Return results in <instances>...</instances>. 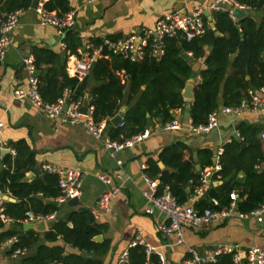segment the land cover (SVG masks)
<instances>
[{
  "label": "crops",
  "instance_id": "crops-1",
  "mask_svg": "<svg viewBox=\"0 0 264 264\" xmlns=\"http://www.w3.org/2000/svg\"><path fill=\"white\" fill-rule=\"evenodd\" d=\"M7 1L0 0L1 9L7 4ZM47 1L39 0L37 7H33V0H31L29 8L20 9L19 23L10 34V43L4 54L0 56V117L5 122L1 135V144L4 147L3 150H8L6 153L1 152L0 168L7 167L3 159L6 155H10L12 160L16 159L17 151L15 145L18 141L25 140L34 151L35 163L34 168L26 172L23 181L30 182L36 177L44 178L45 174H52L43 170L42 165L45 163L58 168L82 171L84 178L79 204L70 206L68 203L59 202V205L55 206L57 210L52 213L56 214L55 219H59L80 208L91 211L100 230L92 240L98 243H108V250L100 255H94V253L87 255L99 259L102 264H117L122 253L129 249L130 243L139 233L147 243L155 247L153 254L160 260L159 264H196L192 261V255L189 253L190 248L194 249L202 258L208 259L219 246H231L238 254V260L234 256V260L238 264H247L246 252L248 248L256 246L264 251V213L261 215V221L231 217L222 222L202 224L198 227L183 225L182 234L184 240L182 242H179L177 234L163 232L159 225L166 224L167 217L159 210H155L153 213L147 212L149 201L144 192L148 189V184L142 176L141 169L144 163L149 168V159L156 160L161 170L166 169L165 163L159 158L161 150L175 141H182L190 148L186 158L192 159L196 170L201 173V171L215 165L214 159L217 153L220 150L223 151V146L231 141L232 138L244 139L238 131V124L241 120L259 124L264 128V111H255L249 108L242 115L236 116L234 114L220 113L221 107L224 106L221 104L217 109L219 126L209 133L197 135L188 130L190 122H193L190 113L194 96L189 99L182 94L184 97L183 106L172 110V116L174 117L172 121H179L181 129L166 130L161 127L162 123L159 118H152L148 126L145 127V129L149 128L152 130L149 138L113 155L108 150H105L103 140L95 138L84 125L65 123L60 117L56 119L49 118L29 99H13L16 88H27L28 86L27 74L22 64V58L26 55H33L35 62L39 65L37 69L40 85V75L43 78V75L53 65L58 70L62 69V65H65L69 77H75L74 66L81 51L89 41L99 43L105 38L114 40L128 38L141 30L154 27L161 17L172 11L180 10L185 12L199 8L205 12L208 11L209 15L204 14V17H207V23L214 28V10H210L213 0H96L94 2L68 0L70 9H75L77 12L76 23L68 32L69 44L66 42L70 46L76 45L77 49L74 53L70 51L71 49H68V45L66 48L61 46V36L55 27L42 23L41 11L45 9L44 4ZM53 11L62 13L60 10ZM255 16L260 21L264 16V10L256 11ZM209 51L210 48H207V54ZM185 56L193 64L194 71L192 76L195 78L196 85L201 80L200 70L206 66L205 58L195 59L193 53L189 51L185 53ZM112 58L113 55L99 59L111 61ZM114 72L120 78L121 83L126 86L123 90L119 110L122 108L127 116L141 93L130 100L128 91L130 80L127 73L121 69H117ZM58 79L57 86H50L52 91L60 92V85L64 83V80L61 75L58 76ZM87 81V90L81 98L84 101L88 97L89 105H91L90 90L93 85L97 84L92 72ZM42 83L47 86L45 80H42ZM145 87L143 85L142 89H145ZM66 89L69 88H63L60 96L64 94ZM52 91H48L49 97L52 96ZM119 110L110 119H103L106 120L107 124L106 134L110 137L114 128L121 129L124 126L126 116L119 126H115L112 123V119L118 114ZM229 115H233V117H229ZM263 132L264 129L260 134V138L264 144L262 139ZM201 135L205 136L201 137ZM124 138L128 137H124L121 134L115 140H123ZM13 149H15L16 153L12 151ZM201 149H210L212 151L213 163L211 166L201 167L202 162L198 154ZM117 160L122 161L121 166L117 164ZM197 166L200 167L198 168ZM103 173L111 178L113 184L120 186L119 194L113 201L111 212L100 209L97 204L100 196L108 188L107 184L99 178V175ZM243 177L242 173L238 174L239 180H242ZM222 183L223 180H216L213 177L206 184L205 190L199 198L194 195L195 190L189 195L187 205H193L196 208L200 207V202L209 196V189ZM188 190L190 191V189ZM233 192L238 193L239 196V190H233ZM0 193L3 196V202L0 205V218L5 223V227L14 228L19 232L34 230L39 233L41 242H44V233L49 229L53 220L47 221V230L45 232L27 228L26 225L29 223L24 222L25 217L13 219L3 212L5 203H21L22 199L8 191L3 192L0 190ZM5 195L14 198L13 201L5 200ZM41 197L42 194L39 195V198ZM213 198L216 197L211 196L209 198L210 203ZM48 199L58 200V197L56 199ZM48 199H45V203ZM222 207L220 202V206L216 207V209H222ZM2 215H4V218ZM15 221L20 222L22 225H13ZM68 225L72 227L73 223L68 222ZM97 236H101V239L96 240ZM58 243L64 244L61 239ZM11 246L0 253V264H14L22 257L33 254L36 251V246L26 247V255L15 258L12 254H8ZM64 246H66L67 252L74 251L71 246L65 244Z\"/></svg>",
  "mask_w": 264,
  "mask_h": 264
},
{
  "label": "trees",
  "instance_id": "trees-1",
  "mask_svg": "<svg viewBox=\"0 0 264 264\" xmlns=\"http://www.w3.org/2000/svg\"><path fill=\"white\" fill-rule=\"evenodd\" d=\"M243 1L251 6L254 14L235 21L228 11L216 10L213 12L214 28L207 23V17H204L207 30L201 36L190 41L165 37L163 53L160 56L153 54L154 40H151L145 48L142 61H131L122 55H113L111 61L97 60L92 70L97 84L90 90V103L94 107L95 121L110 119L119 110L126 86L114 71L121 69L125 70L130 80V100L139 93L141 95L129 110L123 128H114L111 137L118 139L121 134L124 137H132L142 132L152 118H159L162 125L171 122L174 119L172 110L184 104L181 91L194 71L192 62L185 56L188 51L193 53L195 59L204 57L206 64L205 68L200 70L201 80L194 88V102L190 113L194 124L206 123L209 114L221 104L238 105L248 89L264 86V16L260 21L255 16L256 11L264 10V0ZM30 5L31 0H8L2 10L9 12L29 8ZM44 8L48 11L66 12L70 10V5L68 0H48ZM68 34L66 42L69 44ZM75 46L68 45V49L74 53L77 49ZM207 48H210L208 54ZM232 54H236L233 60L230 59ZM59 75L63 77L64 83L60 85V92L52 91L50 86L58 85ZM40 79L41 94L49 102L56 101L65 87L71 90L72 97L76 99L83 97L88 87V78L80 82L78 78L69 77L65 65H62L60 70L53 65L43 78L40 75ZM42 80L47 82V86L43 85ZM143 85L146 86L145 89H142ZM50 90L51 97L48 96ZM263 129L259 124L244 120L239 122L238 131L244 139L234 137L223 146L221 170L214 176L216 180H223V183L212 186L208 192L209 196L200 202L198 208L210 205L211 196L220 200L221 207L227 205L233 190H239L240 211L250 212L264 202V144L260 138ZM15 149V160H12L10 155L3 158L7 167L0 168V190L11 192L22 199V202L5 203L3 212L13 219H19L24 218L29 210L36 214H50L56 211L57 207L46 204L45 199H56L61 195L57 176L45 174L44 178L36 177L30 182L23 181L26 172L34 168V151L25 140L18 141ZM189 151L190 148L184 142L175 141L164 147L159 154L167 168L161 170L156 160L149 159L147 169L150 177L158 176L162 186L168 185L179 203L184 205L189 202V195L199 185L201 178L192 159L186 158ZM198 154L202 168L212 165L213 153L210 149H201ZM257 163L262 164V167L256 169ZM239 173L244 175L242 180L238 178ZM68 222H72L73 226H69ZM13 223L22 225L17 221ZM0 229V243L18 236L19 241L11 246L9 255L16 248L36 246L33 254L22 257L14 264H102L99 259L87 254L100 255L108 250V243L92 240L100 232L99 225L96 224L91 211L85 208L53 220L44 233V242H41L39 233L34 230L19 232L14 228H6L1 218ZM60 239L74 251L67 252L66 246L58 243ZM234 254L222 252L216 256L215 261H207L205 264H238L234 260ZM159 263L160 260L153 253L147 256L144 246L129 248L128 264Z\"/></svg>",
  "mask_w": 264,
  "mask_h": 264
},
{
  "label": "built area",
  "instance_id": "built-area-1",
  "mask_svg": "<svg viewBox=\"0 0 264 264\" xmlns=\"http://www.w3.org/2000/svg\"><path fill=\"white\" fill-rule=\"evenodd\" d=\"M88 1L94 2L96 0ZM236 9L253 11L251 6L243 0H213L210 5V10L228 11L230 17L235 21H237V18L234 15ZM20 12V9L4 12L0 7V56L4 54V51L10 43V34L19 23ZM76 13L75 9H70L62 13L45 9L41 11L42 23L52 25L57 29L61 36L60 44L63 48L67 47L65 39L68 31L71 30L76 23ZM204 14L205 11L200 8L185 12L175 10L161 17L154 27L141 30L128 38L118 40L105 38L99 43L89 41L76 61L74 66V76L78 78L79 81L87 79L91 75L94 63L99 58L111 55H122L131 61H142L145 56V48L149 45L151 40H154V44L152 45L153 54L155 56H160L163 53V39L165 37L183 38L190 41L197 36L204 34L207 30V23L205 22ZM22 64L23 69L27 74L28 86L27 88H16L13 94L14 100L29 99L49 118L56 119L60 117L65 123L84 125L95 138L103 140L105 150H108L113 155L123 149L131 148L151 136L152 130L146 128L144 131L132 137L124 138L123 140L112 139L106 134V120L95 121L93 116L94 107L92 105H89L86 113L82 112L81 107L83 105V98H72V92L69 89H66L64 94L55 102H48L43 98L40 91L38 69L33 55L30 54L23 57ZM249 108L255 111H264V86L248 89L246 96L242 98L238 105L222 106L221 112L224 114L240 116ZM4 126V119L0 117V156L4 148L1 144V135ZM218 126V111L215 110L209 114L206 123L194 124L191 121L188 130L193 134L199 135L209 133ZM161 127L166 130H179L181 129V123L174 120ZM262 139L264 141V132L262 133ZM12 151L16 153L15 149ZM222 153V150L217 153L215 157V165L213 167L201 171L200 183L195 188L194 195L196 198L201 196L205 190L206 184L219 170H221ZM117 164L121 166L122 161L117 160ZM261 167L262 164L260 163L255 165L256 169ZM42 168L43 170L57 176L58 186L61 190V195L58 197L59 202L67 203L72 198H80L84 178V173L82 171L58 168L48 163L43 164ZM147 168V164H142V176L148 184V189L144 192V195L149 201L147 212L153 213L155 210H159L164 213L167 217V223L160 224L159 228L167 234H177L179 242L184 240L182 234L183 225L198 227L202 224L222 222L231 217L262 220L261 215L264 213V202L250 212L240 211L238 208L239 196L236 192L230 194L231 200L229 205L222 207V209H216V207L220 206V202L216 198H213L210 205L203 209H198L193 205L181 204L168 185L162 186V182L159 178H152L147 174ZM99 178L107 184L108 188L100 196L97 202L98 207L106 212H111L113 201L119 194L120 186L113 184L111 178L104 173L100 174ZM2 202L3 196L0 193V205ZM3 216L4 215H2V217ZM55 217V213L36 214L29 210L26 213L24 222L34 223L40 220H45L47 222L54 220ZM18 241V236H13L9 240L3 242L0 245V253ZM136 245L144 246L148 257L155 250V247L147 243L140 233L137 234L130 243V247ZM26 251L27 248H16L13 250L12 255L15 258H19L26 255ZM222 252H234L235 259L238 260V254L231 246H219L208 259L199 256L194 249H189V253L192 255V261L196 264H205L207 261H215L216 256ZM246 260L247 264H264V251L256 246L250 247L246 252ZM128 262L129 249L122 253L117 264H128Z\"/></svg>",
  "mask_w": 264,
  "mask_h": 264
},
{
  "label": "water",
  "instance_id": "water-1",
  "mask_svg": "<svg viewBox=\"0 0 264 264\" xmlns=\"http://www.w3.org/2000/svg\"><path fill=\"white\" fill-rule=\"evenodd\" d=\"M39 0H33V7H37V4H38ZM206 15H209V12L206 11L205 12ZM254 14L253 11H242V10H239V9H236L234 11V15L235 17L238 19H240L241 17H244V16H247V15H252ZM213 26V25H212ZM236 57V54H232L230 56V59L233 60L234 58ZM194 86H195V78L191 75V77L186 81V84H185V87L183 89V95L186 97V98H189V99H192L193 98V91H194ZM89 107V100H88V97H86L83 101V105L81 107V110L82 112L86 113L87 112V109ZM66 108V107H65ZM126 116V112H124L122 110V108L119 110L118 114L112 119V123L115 125V126H119V124L122 122V120L124 119V117ZM8 152L7 149H4L2 150V153H6ZM214 162H215V159H214ZM198 168L200 166H197ZM5 200H12L14 198H11L9 197L8 195H5ZM79 197H76V198H72L70 199L67 203L68 205L70 206H76L79 204ZM46 203L47 204H50V205H54V206H58L59 205V201L58 200H53V199H48L46 200ZM27 228H30V229H35L39 232H45L47 230V222L45 220H40V221H37V222H34V223H29L26 225ZM101 239V236H97L96 237V240H100Z\"/></svg>",
  "mask_w": 264,
  "mask_h": 264
},
{
  "label": "rangeland",
  "instance_id": "rangeland-1",
  "mask_svg": "<svg viewBox=\"0 0 264 264\" xmlns=\"http://www.w3.org/2000/svg\"><path fill=\"white\" fill-rule=\"evenodd\" d=\"M220 113H222V112H220ZM229 117H233V115H229ZM216 132V131H215ZM205 135H201V137H204Z\"/></svg>",
  "mask_w": 264,
  "mask_h": 264
}]
</instances>
